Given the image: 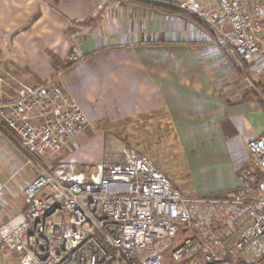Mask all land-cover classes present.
Wrapping results in <instances>:
<instances>
[{"label": "crops", "instance_id": "obj_1", "mask_svg": "<svg viewBox=\"0 0 264 264\" xmlns=\"http://www.w3.org/2000/svg\"><path fill=\"white\" fill-rule=\"evenodd\" d=\"M148 3L0 0V103L15 101L22 85L36 87L61 73L56 84L89 125L71 148L43 160L50 163L111 124L185 197L169 173L172 157L192 172L203 206L255 212L263 172L249 143L264 134V21L260 50L245 59L217 48L191 16ZM73 54L81 60L67 64ZM157 152L168 155L166 165L155 162ZM27 166L0 136V225L24 213V190L36 177ZM53 168L46 170L63 169ZM235 226L233 238L244 230L241 222Z\"/></svg>", "mask_w": 264, "mask_h": 264}, {"label": "built area", "instance_id": "obj_2", "mask_svg": "<svg viewBox=\"0 0 264 264\" xmlns=\"http://www.w3.org/2000/svg\"><path fill=\"white\" fill-rule=\"evenodd\" d=\"M151 2L197 20L217 48H233L245 59L260 50L264 0ZM80 60L73 54L67 64ZM55 79L22 85L15 101L0 103V135L39 169L24 190V213L0 225V254H15L19 264H233L192 232V207L207 200L182 195L147 157L132 154L100 167L90 182L64 169L50 172L34 159L71 148L88 129V118ZM249 148L264 174V134ZM258 192V214L233 238L231 254L264 248V180Z\"/></svg>", "mask_w": 264, "mask_h": 264}, {"label": "rangeland", "instance_id": "obj_3", "mask_svg": "<svg viewBox=\"0 0 264 264\" xmlns=\"http://www.w3.org/2000/svg\"><path fill=\"white\" fill-rule=\"evenodd\" d=\"M184 1L185 0L182 2ZM107 126L109 130L105 129L102 132L95 131L88 134L86 140L79 142L69 152L67 151L66 153H63V155L61 154L62 156L58 155L54 157L50 163L36 154H33L34 159L45 169H49L51 166L52 168L63 167L69 176L81 177L85 182H90L93 177L99 175L100 167L124 162V160L130 155L138 154L135 153V149L130 148L131 146L127 139L119 138L118 132L112 129L113 126L111 124H108ZM0 136L2 137V135ZM157 154L160 156L153 158L155 162L158 164L165 163L166 165L168 155H162L159 152H157ZM173 159L176 160L178 166L175 165L176 162L169 163L168 165L171 166L169 173L178 178L181 183V190L189 194L193 199L204 197L197 193V184L193 180L192 172L185 164L179 165L180 158L172 157L170 161ZM151 163L155 165L153 160ZM29 164L30 163L28 162L26 172L34 170L33 174L36 173V176H38V167L33 163ZM224 206L228 207V205ZM192 211V232L199 235L204 242L219 254L225 257L230 256L233 264H264V248L258 244L245 249L243 252L231 254V248H233V236L232 234L229 235L231 228H233L237 222L238 223L235 227H238L241 222V229L244 227L243 229L245 230L258 214L257 210L255 212L253 210L240 212L234 208H214L210 206L194 205ZM182 232L183 231L179 233V238L182 236ZM0 255H2L1 264H5V257H9L8 264H19L18 258L15 254L1 253Z\"/></svg>", "mask_w": 264, "mask_h": 264}, {"label": "trees", "instance_id": "obj_4", "mask_svg": "<svg viewBox=\"0 0 264 264\" xmlns=\"http://www.w3.org/2000/svg\"><path fill=\"white\" fill-rule=\"evenodd\" d=\"M142 4H144V2H141ZM148 4H150V5H152L154 8H156V9H158V10H160V11H165V12H178V13H180V12H182V13H184L183 11H181V10H179V9H177V8H172V7H168V6H165V5H160V4H154V3H148ZM184 14H186V13H184ZM187 15V14H186ZM69 66V65H68ZM262 176L263 177H259L258 178V181H259V183L262 181V180H264V174H262ZM229 258V257H228Z\"/></svg>", "mask_w": 264, "mask_h": 264}]
</instances>
